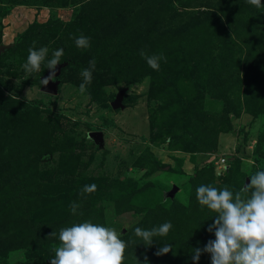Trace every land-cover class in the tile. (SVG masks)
<instances>
[{"label": "rangeland", "instance_id": "1", "mask_svg": "<svg viewBox=\"0 0 264 264\" xmlns=\"http://www.w3.org/2000/svg\"><path fill=\"white\" fill-rule=\"evenodd\" d=\"M81 34L90 48L76 47ZM33 46L48 47L49 59L64 50L54 94L40 89L48 69L28 77L21 67ZM0 48V264H49L59 229L84 220L121 232L125 264H193L192 249L215 239L206 231L215 213L195 189L238 190L258 170L253 156H264V7L0 0ZM140 49L166 62L155 71ZM166 221L173 229L150 247L134 236ZM163 244L173 251L156 256Z\"/></svg>", "mask_w": 264, "mask_h": 264}, {"label": "clouds", "instance_id": "2", "mask_svg": "<svg viewBox=\"0 0 264 264\" xmlns=\"http://www.w3.org/2000/svg\"><path fill=\"white\" fill-rule=\"evenodd\" d=\"M248 3L258 8L264 7L262 0H248ZM75 45L80 49H88L91 47V38L81 34L75 37ZM63 55V48L56 49L51 52L49 59L48 47H29L26 62L21 67L28 77L48 69V76L40 79V84L46 86L56 79V68ZM139 55L155 71L160 70L161 61L166 62L163 53L149 55L145 49H140ZM95 66L96 60L92 58L89 67L81 71V94L88 91ZM257 168L248 176L249 182L238 190L233 191L228 185L217 188L211 184H201L195 189V198L201 209L206 207L215 213L213 222L206 229L208 233L214 234L215 239H209L203 248L192 249L193 264L204 253L210 255L211 264H264V164ZM96 189L95 184L85 185L81 195L91 194ZM80 207L76 202L69 205L73 215H82L78 213ZM172 229L171 221H166L150 229L135 227L133 232L145 247H150L155 237H165ZM56 235L51 232L49 236ZM120 237L121 232L115 227H106L92 220L62 227L58 234L59 244L53 247L55 255L49 264H125L126 249L130 242ZM170 251H173L172 245L163 244L155 255L162 256ZM136 264H139L137 260Z\"/></svg>", "mask_w": 264, "mask_h": 264}, {"label": "water", "instance_id": "3", "mask_svg": "<svg viewBox=\"0 0 264 264\" xmlns=\"http://www.w3.org/2000/svg\"><path fill=\"white\" fill-rule=\"evenodd\" d=\"M1 50H2V48H0V51ZM60 66H61L60 64L57 66L56 74L58 73ZM48 74H49V70L41 77V79L47 77ZM56 86H57V81L53 80V81H50L46 86L41 84L40 89H41V91H43L47 94H54L56 92ZM120 100H121V96H120V94H117L116 98L110 103V106L112 108L120 106L121 105ZM89 134L93 139L97 140L98 142L101 141V133L99 131H94V132H91Z\"/></svg>", "mask_w": 264, "mask_h": 264}, {"label": "trees", "instance_id": "4", "mask_svg": "<svg viewBox=\"0 0 264 264\" xmlns=\"http://www.w3.org/2000/svg\"><path fill=\"white\" fill-rule=\"evenodd\" d=\"M253 159H254V162H255L256 166L264 164V156L254 155Z\"/></svg>", "mask_w": 264, "mask_h": 264}]
</instances>
